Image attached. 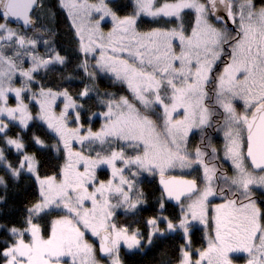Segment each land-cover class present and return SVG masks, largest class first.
I'll return each mask as SVG.
<instances>
[{"label": "snow or ice", "instance_id": "obj_1", "mask_svg": "<svg viewBox=\"0 0 264 264\" xmlns=\"http://www.w3.org/2000/svg\"><path fill=\"white\" fill-rule=\"evenodd\" d=\"M154 251L264 264V0H0V264Z\"/></svg>", "mask_w": 264, "mask_h": 264}, {"label": "trees", "instance_id": "obj_2", "mask_svg": "<svg viewBox=\"0 0 264 264\" xmlns=\"http://www.w3.org/2000/svg\"><path fill=\"white\" fill-rule=\"evenodd\" d=\"M75 87V85H74ZM199 235V234H198ZM156 255V252L150 253L148 256L143 258V264H153L154 256Z\"/></svg>", "mask_w": 264, "mask_h": 264}]
</instances>
